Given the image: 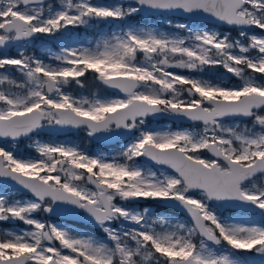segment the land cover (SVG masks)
Masks as SVG:
<instances>
[{
    "label": "snow or ice",
    "instance_id": "1",
    "mask_svg": "<svg viewBox=\"0 0 264 264\" xmlns=\"http://www.w3.org/2000/svg\"><path fill=\"white\" fill-rule=\"evenodd\" d=\"M152 13L189 22L127 23ZM100 24L114 27L72 38ZM41 36L60 42L47 62L26 51ZM213 68L237 82L204 78ZM88 73L115 94L66 90ZM158 117L193 126L150 127ZM73 129L125 143L109 154L32 139ZM21 138L36 155L19 150ZM0 141V222L25 225L0 230V264H264V0H0Z\"/></svg>",
    "mask_w": 264,
    "mask_h": 264
},
{
    "label": "rangeland",
    "instance_id": "2",
    "mask_svg": "<svg viewBox=\"0 0 264 264\" xmlns=\"http://www.w3.org/2000/svg\"><path fill=\"white\" fill-rule=\"evenodd\" d=\"M59 0H51L50 3H58ZM120 2V1H119ZM167 20H171L172 25L178 24V23H188L189 21H187L186 19H181L178 17H173L170 15H166V14H161V15H151V16H142V15H137L134 16L132 18H130L127 23L130 24H136L138 26H148V27H158L161 29H168L170 31H175L174 28L169 29L168 28V24L166 23ZM135 21H139L138 23H136ZM198 26L200 27H207L210 30H218L221 32H228L233 38H238V29L236 28H229L227 26H215L213 24H208V23H198ZM114 27L110 26V25H105L104 27H99V26H94L93 28H87V30H94L95 34H90L87 31H85V33H81V30L83 29V27L81 28H77V29H72L71 30V34H72V38L73 39H79V40H93L96 36V34L103 30V31H109L110 28ZM253 31L255 32H259V30L254 29ZM59 41H52L47 37H39L36 40H34L31 44H29L27 46L26 51L28 52V54H35L38 57H40L41 59L45 60V62H47V53L48 50L51 48L52 50H58V45H59ZM13 52H15V49H12ZM204 78H224V79H230L232 83H236V79L234 77H230V74H227L224 69L222 68H213V69H209L207 71H205V73L203 74ZM85 80V86L83 88H80L79 86L72 84L70 87H68L66 90L71 92L74 95L77 96H91L93 93H96L97 89H95V87H92L93 89H91V85H94L96 83V81L93 78V74L92 73H88L86 74V78H81ZM115 92H106L101 96H111L114 95ZM226 123H231V121H226ZM168 124L166 125H159L158 127L152 125L151 127L153 128H160V127H166ZM32 139H39L42 141H56V142H71V143H75V144H83L82 146L86 147L88 145V142L85 141V137L84 134L82 133H75L72 135H66V136H62V137H58V138H45L43 136H41V134H39L38 136H33ZM2 144V143H0ZM32 144V140L29 139H24L18 142V148L19 150L24 153L26 156H33L36 155V153L34 152V150L31 147ZM121 145H118L116 147H114V149H108V150H100L97 147L98 146H93L91 148V152L93 153H98V152H105V153H109V154H115L118 151H120L121 149ZM5 189L0 188V192H3ZM9 192V191H8ZM11 194L16 193V192H10ZM17 194V195H16ZM13 194L16 196H20L18 193ZM133 206H138L141 209L143 207H149L153 213L158 214V215H168L177 219H183L182 217L176 216L174 214L168 213V212H162V213H157L161 210V208L157 205L156 201H147V203H145L144 205L140 206L138 205H133ZM226 214L229 215H237L235 212H228ZM53 222H57V223H65V222H59V221H54ZM68 224L69 226H72L74 228H76L79 231H86L85 229H82L81 227L78 226H74L72 224L69 223H65ZM25 225H23L21 222L19 221H8V222H0V230H4V229H11V230H20L22 228H24ZM88 232V231H87ZM92 234V233H90ZM94 235V234H92Z\"/></svg>",
    "mask_w": 264,
    "mask_h": 264
},
{
    "label": "flooded vegetation",
    "instance_id": "3",
    "mask_svg": "<svg viewBox=\"0 0 264 264\" xmlns=\"http://www.w3.org/2000/svg\"><path fill=\"white\" fill-rule=\"evenodd\" d=\"M106 24H100V25H97L99 27H104ZM85 31H87L88 33L90 34H95V31L94 30H87V28H83L81 30V33H85ZM168 124L166 127H192L193 124L192 122H181V121H176V120H171L167 117H162V118H159V119H151L149 120V126L151 127L152 125L158 127L159 125H166ZM195 127H199V125H195ZM79 133H82L84 134V137H85V141L88 142V145L86 148H88V150L91 152V148L93 146H98L97 148L100 149V150H108V149H114V147L118 146V145H121L123 143H116L114 145H108V144H104L101 140L99 141H94V139L92 138H89L87 137L86 133L82 130H79ZM230 212H235V210H230ZM237 214V213H236Z\"/></svg>",
    "mask_w": 264,
    "mask_h": 264
},
{
    "label": "water",
    "instance_id": "4",
    "mask_svg": "<svg viewBox=\"0 0 264 264\" xmlns=\"http://www.w3.org/2000/svg\"><path fill=\"white\" fill-rule=\"evenodd\" d=\"M48 1H50V0H48ZM120 1L122 3H127L128 2V0H120ZM153 14L159 15L160 13H152V14H145V15H153ZM141 15H144V14H141ZM171 15L184 18L183 16H180V14H178V13L177 14H171ZM198 21L199 22H209V23H215L217 25H222L219 22H215V21H207V20H198ZM226 26H228V25H226ZM107 90L114 92V90H111V89H107ZM158 118H161V117H158ZM158 118H156V119H158ZM184 122H190V121H184ZM76 131H77L76 129H73V130L66 131V132H52V131H48V130H45V131H42V132L43 133H47V134L52 135V136H59V135L67 134V133H73V132H76ZM21 139H23V138H21ZM94 140L95 141L102 140L104 144H113L116 141L123 142V141H125V138L124 137H113V138H109V139H94ZM0 142H3V141H0ZM0 186H3V185L0 184ZM7 187L10 190H15V188H13L12 185H10V184ZM140 202H143V201H140ZM158 204L161 205V206H164V207L176 209V208L171 207L170 205L163 204L162 202H159V201H158ZM176 210L180 211L179 209H176ZM45 214L49 215V216H52V217H57V218H60V219H63V220H67V221H76V222H81V223L90 225V224H88L87 221H84V220L80 219L79 217H75V216L64 215V214H61L59 216H55V215H52V214H47V213H45ZM90 226H92L93 228H96L94 225H90Z\"/></svg>",
    "mask_w": 264,
    "mask_h": 264
},
{
    "label": "trees",
    "instance_id": "5",
    "mask_svg": "<svg viewBox=\"0 0 264 264\" xmlns=\"http://www.w3.org/2000/svg\"><path fill=\"white\" fill-rule=\"evenodd\" d=\"M163 212V211H162ZM176 215H180V214H176Z\"/></svg>",
    "mask_w": 264,
    "mask_h": 264
}]
</instances>
